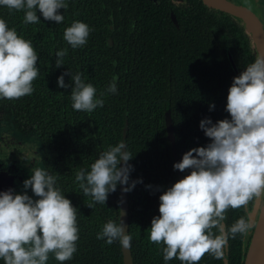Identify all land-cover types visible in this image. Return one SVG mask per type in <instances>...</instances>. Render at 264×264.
Wrapping results in <instances>:
<instances>
[{
	"label": "trees",
	"instance_id": "obj_1",
	"mask_svg": "<svg viewBox=\"0 0 264 264\" xmlns=\"http://www.w3.org/2000/svg\"><path fill=\"white\" fill-rule=\"evenodd\" d=\"M64 2L67 8L58 10L64 17L59 24L45 21L38 11L39 23L25 24L24 10L0 6V19L5 20L9 29H15L18 36L31 41L38 55L36 67L39 69L32 82V94L11 101L0 99V108L10 111L14 119L38 126L41 133L51 135L58 151L66 144L63 136L67 133L63 128L73 125L74 130H69L75 136L71 154L77 156V164L81 160L82 143L89 144L87 149L93 151L97 144L102 153L124 142L132 157L128 162L132 168L129 184L142 181L126 193L133 264H182L175 258L165 262L163 245L157 246L148 239L151 220L159 216V196L179 181L166 137L164 111L169 101L177 162L189 150L207 146L211 141L199 128L200 121L210 119L216 123L230 119L225 111L232 85L228 60L209 35L201 14L189 15L185 24H181L184 32L179 36L168 19V11L147 0ZM133 17L137 37L135 42H130L129 36L119 31L124 26L130 29ZM74 21L83 22L91 29L87 43L76 49L63 39L64 30ZM232 36L236 37V48L243 52L244 71L254 62V55L242 34L233 32ZM109 38L112 46L108 45ZM65 49L63 66L56 67V53ZM67 71L72 75L83 73V82L96 88L95 98L104 100L103 107L90 113L73 110L71 76H64V83L69 87L57 85V78ZM113 77H117L115 94L107 92ZM210 105H214L211 110ZM125 125L127 133L123 137ZM180 173L185 177L190 170ZM77 196L75 193V199ZM100 211V216L93 210L79 213L80 221H85L87 227L92 225L93 253L99 252L97 230L100 232L109 220L118 222V208L112 206L110 198L105 205L101 204ZM226 216L227 231L237 219L244 217L243 207L230 209ZM120 246L118 241L108 245L101 240L103 264H122ZM240 246L241 235L232 238L229 233V264H241ZM198 264L223 262L205 254Z\"/></svg>",
	"mask_w": 264,
	"mask_h": 264
},
{
	"label": "clouds",
	"instance_id": "obj_2",
	"mask_svg": "<svg viewBox=\"0 0 264 264\" xmlns=\"http://www.w3.org/2000/svg\"><path fill=\"white\" fill-rule=\"evenodd\" d=\"M0 6L24 10L25 24L39 23L37 11L45 21L59 24L64 17L58 10L67 8L64 0H0ZM90 31L87 24L74 21L64 30L63 39L76 49L87 43ZM66 55V49L56 53V67L63 66ZM37 60L31 41L18 36L0 19V99L11 101L32 94V82L39 73ZM65 75L72 80L73 110L90 113L103 107L104 100L95 98L96 88L83 82V73H63L57 78L58 87H69L64 83ZM116 80L113 77L108 93H116ZM213 107L210 105V110ZM225 111L230 119L216 123L210 119L200 121L199 128L211 142L183 154L173 169L190 170V174L159 196V216L151 220L148 239L157 246L163 245L165 262L175 258L182 264H198L205 254L226 260L229 233L232 238L237 234L246 237L254 227L243 216L227 231L223 222L230 209L264 200V56L258 54L253 63L233 78ZM131 159L126 144L120 142L100 153L89 171L81 169L76 173L83 195L91 197L86 207L105 205L118 184L127 185L122 188L127 193L142 182L129 184ZM23 188H30L37 199L26 193L14 194L11 189L0 192L3 264H47L50 255L60 264L70 261L79 239L77 209L56 187V177L42 167L31 169V177L23 182ZM119 213V222H106L96 238L108 245L118 241L128 249L132 237L125 231L123 213Z\"/></svg>",
	"mask_w": 264,
	"mask_h": 264
},
{
	"label": "flooded vegetation",
	"instance_id": "obj_3",
	"mask_svg": "<svg viewBox=\"0 0 264 264\" xmlns=\"http://www.w3.org/2000/svg\"><path fill=\"white\" fill-rule=\"evenodd\" d=\"M161 8L162 11H168V19L174 28L178 31L179 36L184 32L182 25L185 24V20L189 15L201 14L206 20L208 26V33L212 37L226 57V49L229 47L232 59L235 62L239 73L243 71L242 58L243 52L241 49L236 48V37L232 36L233 32L240 33L243 38L249 44L248 36L244 33L243 27L236 20L229 15H226L216 9H210L203 5L201 0H157V3L151 0H147ZM234 4H240L247 7L257 6L259 8V20L264 24V0H228ZM174 16L176 23L171 16ZM205 22V24H206ZM125 25V23H123ZM111 26V25H110ZM113 27V25H112ZM135 18H132L131 28L128 29L124 26L120 29L119 33L122 35H128L130 42H135L137 37V31L134 30ZM111 39V38H109ZM108 39V45H109ZM112 40V39H111ZM232 44V47H231ZM113 45V41L111 45ZM252 51V49H251ZM252 54L254 55L253 51ZM227 59V57H226ZM255 59V56H254ZM228 62V61H227ZM229 64V62H228ZM117 65L116 62L114 64ZM230 66V65H229ZM231 70V69H230ZM231 79L233 82L234 74L231 71ZM2 111H6L9 117L4 121H0V170L8 172L12 177L11 190L14 194H27L32 199H37L31 189L25 190L23 188V182L31 177V169L36 167L44 168L50 175L56 177V187L61 190V193L66 199H69L72 205L77 209V226L79 228V239L77 241V251L74 253L73 258L70 261L64 262V264H103L101 257V240L97 239L96 249L98 253L92 252V225L87 227L85 221L79 220V213L81 211L96 213V216L101 214V204L97 203L90 209L87 206L91 202L90 196L83 195L82 190L79 188V184L75 179L76 173L84 169L90 170L92 163L98 159L101 150L99 145L96 144V151L88 150L89 144L82 143L83 150L81 151V160L77 164V156L71 154L74 151L71 141L75 136L69 133V130H74V126H65L63 130L66 131V135L63 138L66 140V144L57 150V146L52 142L51 135L43 134L38 126H31L23 121L14 119L10 111L4 108H0ZM73 120L71 119V122ZM61 156V157H60ZM178 176V174H177ZM119 185V184H118ZM75 193H78L77 199H75ZM112 206L118 208L119 217V186L118 194L110 193L108 195ZM256 200L250 201L248 204V210L251 211L254 208ZM117 203V205H116ZM244 217L246 216V209L243 207ZM91 221L88 222V224ZM119 222V220H118ZM224 223V222H223ZM96 225H99L96 224ZM224 225H226L224 223ZM99 233V229L97 230ZM251 235L246 237L241 236L240 255L242 259L244 240H246V248L250 241ZM131 251V250H130ZM132 255V254H131ZM240 259V261H241ZM133 261V258H132ZM223 262V261H222ZM241 263V262H240ZM0 264H3V260L0 259ZM47 264H60L53 256H49Z\"/></svg>",
	"mask_w": 264,
	"mask_h": 264
},
{
	"label": "water",
	"instance_id": "obj_4",
	"mask_svg": "<svg viewBox=\"0 0 264 264\" xmlns=\"http://www.w3.org/2000/svg\"><path fill=\"white\" fill-rule=\"evenodd\" d=\"M157 3V0H151ZM203 5L207 8L216 9L226 15H229L234 20H236L243 27L244 33L248 36L249 46L252 49L254 56L258 54L264 56V24L259 20V8L257 6L250 7L234 4L228 0H201ZM173 21L176 23L174 16H171ZM112 30V26H110ZM112 40L109 39V46L111 45ZM226 57L230 65V69L234 74V77L240 75L239 70L232 59L230 54L229 47L226 49ZM164 122H165V131L166 137L168 140L169 147L172 151L173 158L175 163L177 162L176 152H175V140H174V128L172 125L171 118V107L170 102H167L165 111H164ZM127 133V125L123 129V137ZM123 164V162H121ZM178 179L181 180L184 176L177 170ZM12 186V177L8 172L0 170V192H6L11 189ZM125 185L119 184V212H122L123 215L121 219L125 224V231L128 230V203L127 195L122 191V188ZM247 219L251 220L254 224V227L248 233L251 235L250 241L246 248V240H244V249L241 259V264H264V200H256L254 208L249 211L248 205L245 206ZM120 216V213H119ZM119 220V217H118ZM224 230L226 231L225 225ZM128 232V231H127ZM122 253V264H133L132 255L130 248L125 249L120 246ZM226 260H222L223 264L228 263V242L225 249Z\"/></svg>",
	"mask_w": 264,
	"mask_h": 264
},
{
	"label": "rangeland",
	"instance_id": "obj_5",
	"mask_svg": "<svg viewBox=\"0 0 264 264\" xmlns=\"http://www.w3.org/2000/svg\"><path fill=\"white\" fill-rule=\"evenodd\" d=\"M8 117H9V114L6 111H2L0 109V121H4Z\"/></svg>",
	"mask_w": 264,
	"mask_h": 264
}]
</instances>
